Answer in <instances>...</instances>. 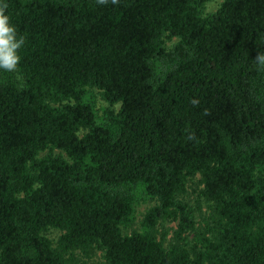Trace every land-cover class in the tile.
<instances>
[{"label":"trees","instance_id":"trees-1","mask_svg":"<svg viewBox=\"0 0 264 264\" xmlns=\"http://www.w3.org/2000/svg\"><path fill=\"white\" fill-rule=\"evenodd\" d=\"M206 2L0 0V264H264V0Z\"/></svg>","mask_w":264,"mask_h":264},{"label":"clouds","instance_id":"clouds-1","mask_svg":"<svg viewBox=\"0 0 264 264\" xmlns=\"http://www.w3.org/2000/svg\"><path fill=\"white\" fill-rule=\"evenodd\" d=\"M100 5H106L109 0H96ZM112 4H119L120 0H111ZM7 4H0V70L7 73H17L21 56L20 49L24 47L26 38L18 35L16 26L11 23L10 17L6 14ZM255 61L258 71H264V52H259ZM197 103V101H193ZM187 131V130H186ZM195 134L189 133L187 139L194 140Z\"/></svg>","mask_w":264,"mask_h":264},{"label":"rangeland","instance_id":"rangeland-1","mask_svg":"<svg viewBox=\"0 0 264 264\" xmlns=\"http://www.w3.org/2000/svg\"><path fill=\"white\" fill-rule=\"evenodd\" d=\"M221 0H207L206 2V9L209 11L214 10L217 5L219 4ZM94 94L96 93V97H95V107H96V111L97 114L99 116H102L104 113V108L106 107V102L100 98V96L97 94V91L93 90L92 91ZM197 182H190L189 183V187H188V197L190 199V202L193 206L197 207V201H196V188H197ZM153 204L152 200H142V201H138L137 205H136V212H135V216H136V220L135 222L138 224V220L141 218L142 213L145 211V209L149 206H151ZM205 210V207L202 206V211ZM48 236H50L51 238H55L58 234H59V230L57 229H53L51 228L49 230V232H47Z\"/></svg>","mask_w":264,"mask_h":264}]
</instances>
